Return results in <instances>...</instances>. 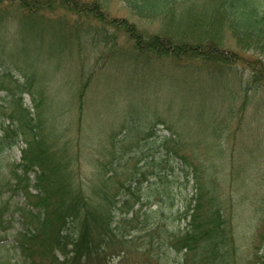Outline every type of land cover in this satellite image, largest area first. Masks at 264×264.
I'll list each match as a JSON object with an SVG mask.
<instances>
[{"label":"trees","instance_id":"trees-1","mask_svg":"<svg viewBox=\"0 0 264 264\" xmlns=\"http://www.w3.org/2000/svg\"><path fill=\"white\" fill-rule=\"evenodd\" d=\"M110 1L0 0V71L5 69L0 72V92L7 95L0 105V245L4 236L11 239L0 246L6 250L1 253L0 264H126L137 256L144 264H264V200L245 257L236 223V219L243 217H239L233 201L221 196L198 152L188 155L180 132L172 130L162 145L168 156L180 160L183 185H193L192 196L186 202L184 199L183 208L176 211L169 176L159 173L152 185L156 191L166 190L168 196L161 203H154L158 206L155 210L145 209L143 184L147 180L140 179L145 177L142 170L135 166L130 179L121 183L123 173L115 171L113 162L105 166L99 156L104 152L102 147V152L98 149L99 155L95 156L99 172L85 184L84 178L77 176L78 150L65 132H57L58 119L52 112H45L48 108L45 98L38 93L33 107H25L22 96L31 83L21 85L4 67L11 55L6 45L9 22L19 23L26 38L34 39V45L42 50L46 15L60 11L68 21L67 15L71 13L84 14L103 24L124 27L135 43V58L146 56L157 60L168 56L176 65L185 59L187 67H194L191 64L199 61L213 73L227 74V70L234 72L240 66L251 69L252 87L248 83L244 91H255V99L264 91V0H205L202 4L164 0L155 8L147 6L155 0H136L137 14L146 18L166 19L185 4V18L174 32L156 35H146L134 24L117 25L115 19H108L105 9ZM227 39L236 43L237 52L225 49ZM85 88L79 90L77 137L85 136L81 99ZM94 140L100 144L99 139ZM20 141L24 143L21 162L3 165V153ZM112 146L103 157L123 159L122 148ZM105 167H110L106 173ZM118 183L120 187L116 188ZM5 191L11 193L8 201L4 200ZM15 196L23 201L11 211L10 202ZM7 213L9 219H5ZM15 215L19 227L9 238L10 234L5 233L13 227ZM138 225L146 233L142 238L136 232ZM10 253L15 259H10L14 258Z\"/></svg>","mask_w":264,"mask_h":264},{"label":"rangeland","instance_id":"rangeland-1","mask_svg":"<svg viewBox=\"0 0 264 264\" xmlns=\"http://www.w3.org/2000/svg\"><path fill=\"white\" fill-rule=\"evenodd\" d=\"M163 2L155 0L147 6L155 8ZM134 3L136 0H111L105 13L108 19H115L117 25L121 22L134 24L146 35L162 31L171 34L185 18V4L174 11V16L160 19L138 15ZM50 15H46L42 25L45 38L42 50L34 45V39L26 38L19 23L9 22L6 45L11 55L4 67L21 85L31 83L22 96L25 107H33L38 93L45 98L48 107L45 112H52L58 119L57 132H65L78 150L77 176L84 178L86 184L99 172L95 156L103 147L104 152L98 155L105 166L113 162L115 171L123 173L121 183L127 181L125 178H129L135 166L145 174L140 178L147 180L143 184L147 197L145 209L155 210L158 206L154 203L159 204L168 196L166 190L156 191L152 185L157 181L156 175L161 173L169 176L168 184L174 188L175 210L179 211L184 199L186 202L191 198L193 185L186 187L185 183L184 187L180 160L168 156L162 145L164 138L175 129L181 133L188 155L198 152L203 166L209 167L207 173L221 196L228 202L233 201L239 217H243L236 219V223L241 231L239 244L247 257L264 200V104L258 105L264 101V91L255 99V91H244L248 83L252 87L249 82L251 69L240 66L234 72L227 70V74L213 73L214 70L202 67L199 61L191 64L194 67H187L185 59L181 60V65H176L168 56L157 60L146 56L135 58V43L124 27L103 24L84 14L71 13L67 15L68 21L60 11ZM59 21L64 22L59 24ZM226 42L227 51H238L236 43L228 39ZM247 58L250 59L249 55ZM3 71L5 69L0 72ZM84 86L87 88L81 99L84 105L82 134L85 136L77 137L79 90ZM6 96L5 92H0V105ZM5 101L7 103V99ZM241 109L244 110L241 112ZM109 135L111 138H106ZM94 138L99 139L100 144ZM113 144L122 148L123 159L103 157ZM23 148L24 143L20 141L4 152L3 165L20 163ZM109 168L105 167L104 173ZM129 179L127 184L131 182ZM136 180L132 182L134 186ZM5 193L4 200L8 201L11 193ZM22 201L19 196L13 197L11 211ZM9 218L10 213H7L5 219ZM14 218L13 227L5 233L10 234L9 238L19 227L17 215ZM136 232L141 238L146 234L142 233V226L137 227ZM8 240L4 236L0 246ZM0 251L1 257L6 250ZM10 255L14 257L10 259H15L13 253ZM144 263L137 256L126 264Z\"/></svg>","mask_w":264,"mask_h":264}]
</instances>
